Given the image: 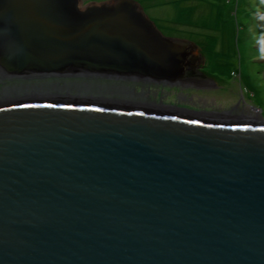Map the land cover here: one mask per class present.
Listing matches in <instances>:
<instances>
[{
    "label": "water",
    "instance_id": "obj_1",
    "mask_svg": "<svg viewBox=\"0 0 264 264\" xmlns=\"http://www.w3.org/2000/svg\"><path fill=\"white\" fill-rule=\"evenodd\" d=\"M202 59L133 0H0V264H264V125L133 104Z\"/></svg>",
    "mask_w": 264,
    "mask_h": 264
},
{
    "label": "rangeland",
    "instance_id": "obj_2",
    "mask_svg": "<svg viewBox=\"0 0 264 264\" xmlns=\"http://www.w3.org/2000/svg\"><path fill=\"white\" fill-rule=\"evenodd\" d=\"M106 1L111 0H83V4ZM200 1L206 3L199 2L200 13L205 12L218 23L213 24L217 26L213 34L183 31L180 23L189 19L193 11L179 3L175 5V12L180 16L177 19H170L173 15H156L145 11L165 37L190 41L199 49L204 61L200 71L206 77L201 83L210 84H205L207 86L204 89H169L171 92L164 99L157 96L156 102L161 101L167 107L182 111L197 112L200 116L206 113L213 119H219L218 115L223 113L235 117L242 115L264 125V0ZM159 18L171 22L173 26H167ZM177 23L178 26L175 25ZM179 92L185 93L190 99L186 98V101L181 102L175 95ZM135 99L133 104L144 107L154 105L155 102L150 95L147 98L149 102L141 101V98Z\"/></svg>",
    "mask_w": 264,
    "mask_h": 264
},
{
    "label": "crops",
    "instance_id": "obj_3",
    "mask_svg": "<svg viewBox=\"0 0 264 264\" xmlns=\"http://www.w3.org/2000/svg\"><path fill=\"white\" fill-rule=\"evenodd\" d=\"M138 2L142 5L144 11L147 12L148 10L152 14L160 13L162 15L163 14H168L170 16L173 15L171 16L170 19H177L180 17L177 14V11L175 12L176 4L179 3V5H182L184 8L186 7L190 9V11H193V14L184 23L183 22L180 23V27L181 29H183V31L189 30L191 33H196V34L200 33V31H203L204 33L213 34V30L217 28L216 25H213V24H218L215 22V20L213 21L210 17H208L205 14V12L200 13L199 2L202 3V1L200 0H139ZM202 4H206V3H202ZM208 7H211V5L208 4ZM159 20L167 23L166 24L167 26L170 25L173 26L171 22H167L165 19L159 18ZM162 22L161 24H163ZM178 24L179 23L175 25L178 26ZM203 66H204V61H203Z\"/></svg>",
    "mask_w": 264,
    "mask_h": 264
},
{
    "label": "flooded vegetation",
    "instance_id": "obj_4",
    "mask_svg": "<svg viewBox=\"0 0 264 264\" xmlns=\"http://www.w3.org/2000/svg\"><path fill=\"white\" fill-rule=\"evenodd\" d=\"M206 83V82H205ZM207 85H210L209 83H206ZM175 89V88H174ZM138 92H140L141 91V89L140 88H138ZM169 89H157V88H151L150 90H148L149 92H147V97H145V98H149V95L150 96H152V99L155 101L154 103H161V101L160 102H156V100H157V96H161V97H159L160 99H164V97L167 95V93H170L169 91H168ZM180 93V92H179ZM176 93L175 95H176V97H177V99L178 100H180L181 102L182 101H186V98H188V99H190L189 97H187L186 96V94L185 93ZM158 94V95H157ZM144 98V99H145ZM158 98V99H159ZM163 101V100H162Z\"/></svg>",
    "mask_w": 264,
    "mask_h": 264
},
{
    "label": "bare ground",
    "instance_id": "obj_5",
    "mask_svg": "<svg viewBox=\"0 0 264 264\" xmlns=\"http://www.w3.org/2000/svg\"><path fill=\"white\" fill-rule=\"evenodd\" d=\"M134 1V0H133ZM135 2H137V1H135ZM142 7V6H141ZM143 9V8H142ZM143 11H144V9H143ZM144 13H145V11H144ZM146 14V13H145ZM151 20V19H150ZM184 41H186V40H184ZM187 42V45L189 44V45H192L193 43L192 42H190V41H186ZM194 45V44H193ZM194 47L196 48V51L198 52V54L200 55V53H199V51H198V49H197V47L194 45ZM183 50V48H181V47H176V51L178 52V50ZM185 50V49H184ZM189 51V50H188ZM201 56V55H200ZM199 70H201V68L199 69ZM201 72V71H200ZM9 98V97H8ZM141 101H147V102H149V99H147V98H141ZM221 116H223L224 117V119H227V120H230V121H233V120H250L251 118H246L245 116H238V117H235L234 115H230V114H227V115H221ZM231 117V118H230ZM257 122H259V121H257ZM262 126V125H261Z\"/></svg>",
    "mask_w": 264,
    "mask_h": 264
}]
</instances>
